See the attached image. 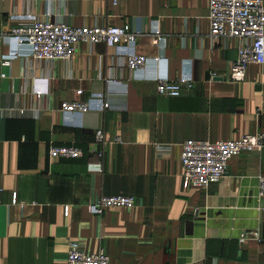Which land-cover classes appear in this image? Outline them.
Returning a JSON list of instances; mask_svg holds the SVG:
<instances>
[{
    "label": "crops",
    "instance_id": "crops-1",
    "mask_svg": "<svg viewBox=\"0 0 264 264\" xmlns=\"http://www.w3.org/2000/svg\"><path fill=\"white\" fill-rule=\"evenodd\" d=\"M27 14L128 26L135 52L163 61L131 73L124 49L84 43L69 61L34 60L3 40ZM208 33V0H0V264L63 263L72 241L110 264H264V148L232 157L206 189L182 188L185 141L264 134V64L230 80L238 41L213 43ZM158 34L163 50L151 44ZM163 76L193 88L159 96ZM67 102L88 111L64 114ZM51 145L82 156L51 160ZM119 195L134 208L88 213L90 202Z\"/></svg>",
    "mask_w": 264,
    "mask_h": 264
},
{
    "label": "built area",
    "instance_id": "built-area-1",
    "mask_svg": "<svg viewBox=\"0 0 264 264\" xmlns=\"http://www.w3.org/2000/svg\"><path fill=\"white\" fill-rule=\"evenodd\" d=\"M53 1V0H52ZM116 6L119 0H110ZM18 25L10 30L5 42L14 43L26 49L27 57L40 61H69L80 44H103L108 48H122L125 61L131 73L137 72L162 58L150 60L135 52L136 36L128 26H84L72 27L64 23H54L47 19L40 20L34 14L18 16ZM208 37L216 43L222 39L233 38L238 41L236 58L231 63L230 80L241 82L247 66L264 64V2L263 0H208ZM151 44L163 50L166 40L159 34L153 36ZM14 58L13 54L10 55ZM9 58V57H8ZM7 58L2 64L8 65ZM156 93L159 96L176 98L192 90L193 83L184 80H171L163 76L156 80ZM79 94L81 92H78ZM105 108V104L103 106ZM88 104L67 102L62 104L64 114L85 113ZM95 142H103L102 129L95 128ZM115 143H120L116 138ZM264 148V134L243 135L234 141L209 142L187 140L181 146L180 166L182 188L206 189L219 182L225 175L228 161L243 152H261ZM81 150L73 146H53L48 150V157L56 159H77ZM101 154H98L100 157ZM258 197L264 198V175L258 178ZM15 204V196H12ZM135 199L130 196H102L87 205L91 215H100L107 209L134 208ZM68 209L64 208V216ZM241 243L244 242L242 238ZM59 264H110L109 256L103 251L85 254L78 242L68 245L67 256Z\"/></svg>",
    "mask_w": 264,
    "mask_h": 264
}]
</instances>
